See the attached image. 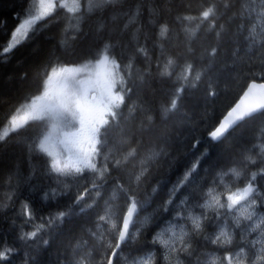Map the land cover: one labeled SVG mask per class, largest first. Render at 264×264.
I'll use <instances>...</instances> for the list:
<instances>
[{
    "label": "trees",
    "instance_id": "trees-1",
    "mask_svg": "<svg viewBox=\"0 0 264 264\" xmlns=\"http://www.w3.org/2000/svg\"><path fill=\"white\" fill-rule=\"evenodd\" d=\"M35 3L36 0H0V135H4L11 116L43 91L37 90L36 82L50 71V63L80 64L93 56L98 58L102 32L112 37L108 42L115 45L113 51L122 58V67L127 58L133 57L128 83L134 91L122 106L119 126H114L109 136L108 147L113 149L110 161L124 162L119 170L113 169L104 180H97L102 185L100 196L95 195L97 189L91 188V173L66 178L48 171L45 155L29 150L41 130L33 122L0 141V245L6 243L16 249L4 264H74L77 260L101 264L111 251L107 245L115 243L128 195L134 194L140 202L138 214L127 242L114 260V264H131L154 250L152 237L165 226L172 222L191 224L189 211L203 215L199 205L209 188L221 192L225 184L242 187L252 171L264 167L259 148L254 147L264 144V116L240 123L217 146L211 161L201 156L208 132L226 110L234 106L250 82L264 81V0H118L116 5L86 13L79 23V14L57 8L34 26L38 31L31 39L3 54L11 31L28 18L30 11L34 13ZM208 7L213 8V16L205 20L202 12ZM153 9L154 15H150ZM249 9L254 11L249 14ZM137 10L138 17L130 21ZM178 17L191 19L181 21ZM101 24L107 27L101 28ZM161 25L169 29L164 37L159 36ZM253 28L257 34L255 43L249 37ZM139 46L146 47V56L136 55ZM212 48H216L215 54ZM189 50L193 74L200 73V79L193 81L190 77L177 108L164 115L162 106H170L175 88L184 82L176 80L180 68L168 69L174 73L171 79H162L158 69L162 71L167 61L175 58L174 53L183 56ZM25 73L27 79L23 78ZM197 140L201 146L194 149L192 144ZM131 149H136V154L124 160ZM153 151L160 155L142 164ZM245 155H251L257 163L248 164ZM198 158L201 164L197 173L173 192ZM229 167H236L242 175L221 179L217 173ZM143 168L147 171L137 181ZM263 179L258 178V183ZM85 186L89 194L81 205H74L75 196ZM53 191L57 194L53 195ZM170 199L172 203L167 204ZM221 200L226 202L224 197ZM25 203L31 207V220L24 216ZM81 206L85 208L83 213ZM60 210L68 214L58 218ZM220 212L224 214L220 220L206 221L205 230L198 235L192 225H187V237L192 239L191 256L198 254L203 238L211 244L213 224L227 222L235 227L234 214L226 209ZM207 214L216 215L211 211ZM99 215H105V221H100ZM114 223L117 229H113ZM244 227L242 220L240 228ZM243 229L236 228L239 234L235 245H244L242 237L250 239L249 235L242 236ZM32 231H37L36 237L19 238Z\"/></svg>",
    "mask_w": 264,
    "mask_h": 264
},
{
    "label": "snow or ice",
    "instance_id": "snow-or-ice-1",
    "mask_svg": "<svg viewBox=\"0 0 264 264\" xmlns=\"http://www.w3.org/2000/svg\"><path fill=\"white\" fill-rule=\"evenodd\" d=\"M118 0H36L34 13L29 12L28 18L23 19L18 23V26L10 33V40L3 47V54L7 55L14 49L31 39L38 29L34 26L38 22L51 16L57 8L65 9L70 14H79L76 19L77 23L83 19L86 13L100 11L105 6L116 5ZM154 9L150 11V15H154ZM213 8L208 7L202 12V17L207 20L213 16ZM249 14L254 9L247 10ZM125 15H128L125 13ZM139 10L133 13L130 21L138 17ZM178 19L187 20L190 17H178ZM214 23V20H213ZM101 28H106L105 24L100 25ZM222 27V26H218ZM127 28V25H124ZM169 29L163 25L159 27V36L164 37ZM191 35V33H189ZM256 32L253 28L249 33L252 42H256ZM100 41L97 46L98 58L93 56V59H87V62L81 63L78 66L65 62L57 61L58 66L49 64L50 71L45 74L43 79H38L36 82L37 90L41 88L43 91L39 95H33L30 103L24 104L26 109L23 115H12L8 121L10 127L5 129L4 135H0V141H4L10 132H20L22 129L30 126V121L40 127L37 141L30 146V151H36L44 154L46 157V167L49 172L55 173L59 177H81L85 173L93 174L91 179V188L97 189L95 195L100 196L99 189L102 185L97 184V180H104L106 174L115 169L119 170L122 163L121 159L110 161V154L113 149L108 147L109 136L114 126H119L122 106L126 105L127 98L134 91V86L128 83L131 79V69L133 67V57L127 58V62L122 67V58L113 51L114 44L108 41L112 38L109 34L100 33ZM216 48H212V54H215ZM136 55H147L146 47L139 46L135 49ZM189 53L183 56H175L174 59H169L161 71L158 69L159 76L171 79L174 75L168 69L172 67L180 68L176 75V80L183 81L180 87L175 88L174 96L170 100L169 107L162 106V112L167 115L168 112L177 108L178 99L184 90V86L189 82L200 79V73L193 74L194 64L190 61ZM24 79H27V73L24 74ZM140 79L143 81L144 77ZM214 95V93H209ZM132 109H129L131 111ZM19 111V110H17ZM259 116H264V82L257 83L255 81L247 85V90L239 97V102L233 107L226 110L218 123L207 134V145L203 148L201 156L204 160L211 161L216 155V148L222 144L231 131L238 125L239 122L245 120H254ZM151 119V117H149ZM201 142L194 141L192 147L199 148ZM259 148V155L264 160V144L254 145ZM107 149V153L106 150ZM163 151V149H161ZM248 152L251 149L246 150ZM136 154V149H131L127 152L124 160ZM160 155V152L153 151L141 161L142 164L147 160H153ZM50 158V159H49ZM244 160L248 164L255 165L256 159L251 155H245ZM201 160L198 158L193 162L188 170L184 173L182 180L173 192L178 191L185 182H188L193 174L197 173L200 167ZM99 165V166H98ZM219 167V163L217 165ZM147 171L143 168L136 180ZM223 179L225 176H235L239 178L242 172L236 167H229L227 171L221 170L217 173ZM258 178H264V167L258 168L257 171H252L247 182L242 186L230 187L224 185V191L218 192L214 187L209 188L205 193V198L200 208L204 209L203 215H193L190 211L188 219L191 221L193 231L198 235L205 230V222L212 220H220L224 215L220 212L221 209H226L228 213H239L234 215L233 220L236 228L241 227V218L244 221L251 222L246 231L248 235L257 232L259 234L252 240H247L242 237L244 244L250 245L252 255L249 257L245 252V247L241 246L239 251L233 253L225 251L221 264H264V214L258 212V209L264 208V199L258 200L261 186L258 183ZM88 186L83 187V190L78 192L73 200L74 205H81L85 200V195L89 194ZM53 195L57 193L53 191ZM221 197H224L226 202H222ZM11 198V197H9ZM129 203L126 211L122 216V223L118 227V235L115 238V243H109L107 248L110 253L102 258L101 264H114V260L118 255V251L127 242L130 235V226L133 224V216L137 213L140 202L135 195H128ZM167 204H171L172 200H168ZM181 204L184 201L180 202ZM91 207V205H88ZM24 216L31 220L33 213L28 203L23 205ZM167 210V209H166ZM85 208L80 207V212L83 213ZM208 211L214 212L215 217L209 216ZM63 210L58 212V218H63L67 215ZM179 215V212L177 213ZM100 221H105V215H99ZM113 229H117V225H112ZM39 230V226L37 231ZM37 231L23 233L19 238L21 240H29L37 236ZM165 232H171V237L165 239ZM189 233L183 228L177 236L172 228H167L164 231L157 232L152 237L153 245H162L165 248L164 259L167 260L172 254H176V264H181L179 254L188 252L191 247L190 243L185 241V237ZM232 236L226 230V225L220 228L219 234L214 239H211L213 245H229L232 243ZM179 242L180 247L175 246V242ZM45 245L48 241H43ZM16 252V249L6 243L0 245V264H4L10 260L11 256ZM190 254V253H189ZM74 264H82V261H75ZM133 264H155L154 260H135ZM212 264H216L214 260Z\"/></svg>",
    "mask_w": 264,
    "mask_h": 264
},
{
    "label": "flooded vegetation",
    "instance_id": "flooded-vegetation-1",
    "mask_svg": "<svg viewBox=\"0 0 264 264\" xmlns=\"http://www.w3.org/2000/svg\"><path fill=\"white\" fill-rule=\"evenodd\" d=\"M178 225H180L181 227L186 226L185 228L187 229V225H191V224H187V223H179ZM226 224L221 222V223H215L212 226V229H214L213 231V237H211V239H214L216 237V235L219 234L220 228L222 226H225ZM215 226V227H214ZM226 230L229 231L230 235L232 236L233 240L232 243L229 245H213V244H209L208 243V239L203 238L200 241V247L197 249L198 250V254H194V256H191V250L192 248L190 247L188 252L185 253H180L179 257H180V261L181 264H212V262L215 260L216 264H221V259L220 256H223L224 253L222 252L223 249H225V251H232L233 253L237 252L241 246L245 247V250L248 252L251 248L250 245H246V244H241V245H235V239H236V235L239 234L237 232L235 236H233V232L232 230L236 231V227H229L228 225H226ZM185 231V229H184ZM180 234V233H178ZM243 234V233H241ZM253 237V235H252ZM250 240V239H249ZM185 241L187 243H190V245L192 246V239L189 237H185ZM175 246L176 247H180L179 242H175ZM160 247V248H159ZM229 248V249H228ZM165 248L162 245H155L154 250L148 252L146 255L152 254L153 256V260L155 261V264H176V259L175 256L176 254H172L168 257L167 260L164 259L165 256ZM190 253V254H189ZM145 256V255H144Z\"/></svg>",
    "mask_w": 264,
    "mask_h": 264
},
{
    "label": "rangeland",
    "instance_id": "rangeland-1",
    "mask_svg": "<svg viewBox=\"0 0 264 264\" xmlns=\"http://www.w3.org/2000/svg\"><path fill=\"white\" fill-rule=\"evenodd\" d=\"M87 62V61H86ZM93 62H95V61H93ZM83 63H85V62H83ZM81 64V63H80ZM75 66H78L79 64H74ZM31 101V100H30ZM30 101L28 102V103H30ZM27 104V103H26ZM26 111V109L24 108V107H22L19 111H18V113L16 114V115H23L24 114V112ZM10 127V125H8L6 128H9ZM5 128V129H6ZM5 129H4V131H3V134H4V132H5ZM260 186H261V189H260V195L259 196H262V198L264 199V179L262 180V183H260ZM258 198V197H257ZM258 212H260L261 214H264V211H261V210H259L258 209ZM234 215H236V216H238L239 215V213H233ZM242 220H243V218H241ZM241 220V221H242ZM244 221V220H243ZM226 225H228L229 227H231L230 226V224L229 223H227V222H224ZM251 222H249V221H244V225H245V227H244V229L243 228H239V230H241V229H243L242 230V236H247L248 234H247V231H246V229H247V227H248V225L250 224ZM179 223H177V222H172V223H170V224H168L167 226H165L163 229H162V231H164L165 229H167V228H172L175 232H176V234H177V236L179 235L178 233H180V231H181V229L183 228V230L185 229V231L187 232V229L185 228L186 226H183V227H181L180 225H178ZM222 227H224V226H222ZM227 227V226H226ZM262 227H264V226H262ZM232 232H233V236H235L236 235V231H234V230H232ZM238 233V232H237ZM259 234V230H257V232H255V233H252L251 235H249L250 236V240H252V239H254L257 235ZM252 235H253V237H252ZM171 237V232H165V235H164V238L165 239H169ZM187 237V236H186ZM239 251V250H238ZM237 251V252H238ZM245 252H246V254L249 256V257H251V255H252V250L250 249L248 252L245 250ZM236 253V252H235ZM222 258H223V256H220V259H221V261H222ZM136 260H153V256H152V254H149V255H145V256H142V257H139L138 259H136ZM131 264H133V263H131Z\"/></svg>",
    "mask_w": 264,
    "mask_h": 264
},
{
    "label": "water",
    "instance_id": "water-1",
    "mask_svg": "<svg viewBox=\"0 0 264 264\" xmlns=\"http://www.w3.org/2000/svg\"><path fill=\"white\" fill-rule=\"evenodd\" d=\"M252 82H253V81H252ZM255 82H257V83H261V82H264V81H255ZM250 83H251V82H250ZM246 90H247V88H246ZM237 102H239V99H238ZM237 102H236V103H237ZM234 105H235V104H234ZM240 123H242V122H239L238 125H239ZM238 125H237V126H238ZM237 126H236V127H237ZM236 127H234V129H235ZM137 214H138V211H137V213L134 214V216H133V222H134L135 217L137 216ZM131 227H132V225L130 226V230H131Z\"/></svg>",
    "mask_w": 264,
    "mask_h": 264
},
{
    "label": "bare ground",
    "instance_id": "bare-ground-1",
    "mask_svg": "<svg viewBox=\"0 0 264 264\" xmlns=\"http://www.w3.org/2000/svg\"><path fill=\"white\" fill-rule=\"evenodd\" d=\"M160 248V247H159Z\"/></svg>",
    "mask_w": 264,
    "mask_h": 264
}]
</instances>
